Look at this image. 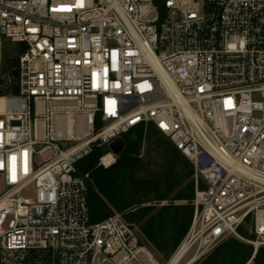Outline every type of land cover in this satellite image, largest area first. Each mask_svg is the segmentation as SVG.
Returning a JSON list of instances; mask_svg holds the SVG:
<instances>
[{"label":"built area","instance_id":"built-area-1","mask_svg":"<svg viewBox=\"0 0 264 264\" xmlns=\"http://www.w3.org/2000/svg\"><path fill=\"white\" fill-rule=\"evenodd\" d=\"M149 123L195 179L164 264L264 247V0H0V264H163L122 213L91 221L77 169Z\"/></svg>","mask_w":264,"mask_h":264},{"label":"trees","instance_id":"trees-1","mask_svg":"<svg viewBox=\"0 0 264 264\" xmlns=\"http://www.w3.org/2000/svg\"><path fill=\"white\" fill-rule=\"evenodd\" d=\"M16 51L11 46L6 52L8 63L17 62ZM122 138L125 148L110 166L100 164L107 147H97L77 163L79 173L90 175L91 221L120 212L145 244L168 259L192 225L196 190L192 163L153 123ZM240 230L254 238L244 226ZM195 264H264V247L254 253L251 243L230 237Z\"/></svg>","mask_w":264,"mask_h":264},{"label":"rangeland","instance_id":"rangeland-1","mask_svg":"<svg viewBox=\"0 0 264 264\" xmlns=\"http://www.w3.org/2000/svg\"><path fill=\"white\" fill-rule=\"evenodd\" d=\"M133 136L135 135V133H133L132 134ZM143 154H145V150H143ZM146 155V154H145ZM39 160H40V158H39ZM101 164V163H100ZM24 195H25V197H27V198H30V199H32V198H34V196H35V186H34V184H32V185H30L25 191H24ZM153 252H155V251H153ZM156 253V256H157V258H158V260L161 262V263H166L167 261H168V259L167 258H164V257H162V255H160V254H158L157 252H155ZM210 254V253H209ZM208 254V255H209ZM191 255H192V253H189L188 255H187V257L185 258V260L184 261H186V260H188L190 257H191ZM207 256V255H206ZM205 256V257H206ZM203 259V258H202Z\"/></svg>","mask_w":264,"mask_h":264},{"label":"water","instance_id":"water-1","mask_svg":"<svg viewBox=\"0 0 264 264\" xmlns=\"http://www.w3.org/2000/svg\"><path fill=\"white\" fill-rule=\"evenodd\" d=\"M125 148V141L122 137L114 140L111 144H110V149L111 151L118 156L119 154L122 153V151Z\"/></svg>","mask_w":264,"mask_h":264},{"label":"bare ground","instance_id":"bare-ground-1","mask_svg":"<svg viewBox=\"0 0 264 264\" xmlns=\"http://www.w3.org/2000/svg\"><path fill=\"white\" fill-rule=\"evenodd\" d=\"M113 160V155L111 154H107L105 157H104V161H106L107 163L111 162ZM179 257H176L173 262L171 264H175L176 261L178 260Z\"/></svg>","mask_w":264,"mask_h":264}]
</instances>
